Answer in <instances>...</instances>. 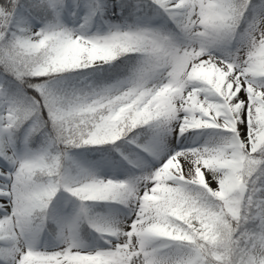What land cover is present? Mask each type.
I'll return each mask as SVG.
<instances>
[{"label":"snow or ice","instance_id":"6c2138e0","mask_svg":"<svg viewBox=\"0 0 264 264\" xmlns=\"http://www.w3.org/2000/svg\"><path fill=\"white\" fill-rule=\"evenodd\" d=\"M0 264H264V0H0Z\"/></svg>","mask_w":264,"mask_h":264}]
</instances>
